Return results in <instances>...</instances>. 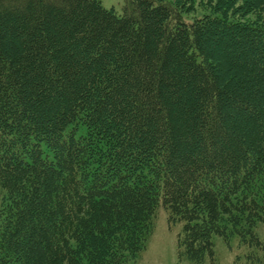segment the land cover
<instances>
[{
	"label": "trees",
	"instance_id": "16d2710c",
	"mask_svg": "<svg viewBox=\"0 0 264 264\" xmlns=\"http://www.w3.org/2000/svg\"><path fill=\"white\" fill-rule=\"evenodd\" d=\"M0 0V264L264 263V0Z\"/></svg>",
	"mask_w": 264,
	"mask_h": 264
},
{
	"label": "rangeland",
	"instance_id": "374dc122",
	"mask_svg": "<svg viewBox=\"0 0 264 264\" xmlns=\"http://www.w3.org/2000/svg\"><path fill=\"white\" fill-rule=\"evenodd\" d=\"M124 1L101 0V4L105 8L113 7L117 13H120ZM193 6L192 10L182 14L184 20L191 21L203 13L200 0H195ZM153 220V232L146 242L145 249L134 262L130 261L128 264H194L177 255V237L181 231L182 222H168V213L162 205L157 208ZM255 231L259 238L264 239V225L262 223L256 225ZM212 242L213 259L206 257L200 264H246L247 251L237 237H232L226 243L220 236L214 234L212 235Z\"/></svg>",
	"mask_w": 264,
	"mask_h": 264
}]
</instances>
